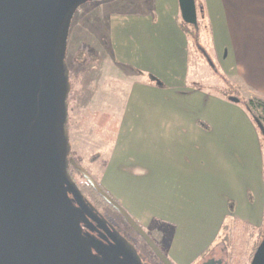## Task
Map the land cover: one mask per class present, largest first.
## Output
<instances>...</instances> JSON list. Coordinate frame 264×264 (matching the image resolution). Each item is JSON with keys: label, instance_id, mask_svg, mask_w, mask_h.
Listing matches in <instances>:
<instances>
[{"label": "crops", "instance_id": "crops-1", "mask_svg": "<svg viewBox=\"0 0 264 264\" xmlns=\"http://www.w3.org/2000/svg\"><path fill=\"white\" fill-rule=\"evenodd\" d=\"M103 2L85 23L105 39L109 69L82 97L119 123L98 182L174 263L199 264L230 216H263L261 130L242 102L198 80L179 0ZM196 5L214 63L242 97L264 98V0Z\"/></svg>", "mask_w": 264, "mask_h": 264}, {"label": "water", "instance_id": "water-1", "mask_svg": "<svg viewBox=\"0 0 264 264\" xmlns=\"http://www.w3.org/2000/svg\"><path fill=\"white\" fill-rule=\"evenodd\" d=\"M93 1L100 0H0V264H95L65 198L70 192L80 205L85 203L70 166L165 264H174L135 218L69 156V34L78 9ZM179 4L184 21L198 28L196 0ZM203 53L214 68L205 49ZM255 121L264 134L262 121ZM250 264H264V238Z\"/></svg>", "mask_w": 264, "mask_h": 264}, {"label": "rangeland", "instance_id": "rangeland-1", "mask_svg": "<svg viewBox=\"0 0 264 264\" xmlns=\"http://www.w3.org/2000/svg\"><path fill=\"white\" fill-rule=\"evenodd\" d=\"M100 1L87 2L76 12L75 21L70 28V38L66 55L72 85L69 96V126L71 128L70 143L73 146V148L71 146V152L77 162L92 174L97 181H99L100 176L99 170L104 164V150L110 148L113 143L111 139L116 135L113 127L114 125L118 127L119 123V120L110 113L96 111L93 110L92 107L88 108L86 103L83 102L82 97L83 85H85L89 79H92L93 81L97 80L98 76H102L104 71L109 69L107 66L108 62L106 61L108 57L105 55L104 50L105 39L95 32H90L91 27L89 26L90 28L87 29V23H85V21H87L86 18L89 17H94V24L96 23L99 14L104 10L103 7L107 5L103 0ZM87 4L90 7L89 9L86 7ZM198 26V29H196L195 26H189L192 35L191 56L192 62L199 70L198 80L200 82L213 81L215 84L213 88L220 90L221 87L224 86L222 80L219 76H216V73L207 60V56L203 53V50L205 49L213 60L208 43V31L205 30L207 27L200 23ZM198 42H200L201 46L198 45ZM85 88H87V86ZM225 91L239 93L235 88H228L225 89ZM239 94L241 96V93ZM95 113H105L111 116L108 124L104 125L101 130H99L97 120L94 118ZM74 176L80 183L86 181L80 173L75 172ZM115 220L122 223V219L119 216H115ZM244 235L245 233L236 238L234 264H247L243 249ZM222 238L223 236L219 238V243L213 248L214 254L217 256L220 255V248H222L224 243ZM201 262L202 260L200 263Z\"/></svg>", "mask_w": 264, "mask_h": 264}, {"label": "flooded vegetation", "instance_id": "flooded-vegetation-1", "mask_svg": "<svg viewBox=\"0 0 264 264\" xmlns=\"http://www.w3.org/2000/svg\"><path fill=\"white\" fill-rule=\"evenodd\" d=\"M261 134L264 138L262 131ZM69 156L75 158L72 152H70ZM69 172L71 178L82 191L85 203L83 206L80 205L70 192H66L65 198L70 209L76 214V227L87 242L89 255L95 264H165L144 237L113 206L99 195L79 170L70 166ZM75 172L80 173L86 181L83 183L78 182L74 176ZM115 216L121 217L122 223L116 221ZM246 223L243 249L246 263L250 264L257 247L264 238V212L258 224L252 222ZM145 231L152 237L150 232L146 229ZM120 236L129 242L135 251ZM155 242L165 253L159 243L156 240ZM233 250V247L229 248L224 242L222 248H220L219 256L215 255L214 250L211 249L203 257L200 264H205L210 260H214L218 264H234Z\"/></svg>", "mask_w": 264, "mask_h": 264}, {"label": "trees", "instance_id": "trees-1", "mask_svg": "<svg viewBox=\"0 0 264 264\" xmlns=\"http://www.w3.org/2000/svg\"><path fill=\"white\" fill-rule=\"evenodd\" d=\"M198 45L201 46L200 42H198ZM213 70L216 73V76H219L222 80V84L224 86L220 90L224 91V95L227 96L230 100L232 97L238 98L237 102H242L245 105V107H247V109H249L254 114V117L259 118L264 124V98L260 96H254L251 98H244V97L242 98L238 92H232V93L226 92L225 89L228 88L234 89L235 88L234 85L226 78V76L220 71V69L216 64ZM94 118L97 120L99 130H101L104 127V125L108 124V122L111 119V116L105 113L104 114L95 113ZM113 130L117 132L118 127L114 125ZM114 140L115 137L113 136L111 141ZM246 226L247 223L241 222L239 219H237L234 216H230L222 228L220 237L223 236L222 239L229 248L233 247L234 256H235L236 238L244 234V229Z\"/></svg>", "mask_w": 264, "mask_h": 264}]
</instances>
